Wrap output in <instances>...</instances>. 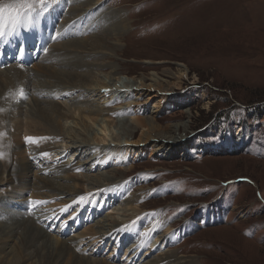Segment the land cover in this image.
I'll return each mask as SVG.
<instances>
[{
    "label": "rangeland",
    "instance_id": "rangeland-1",
    "mask_svg": "<svg viewBox=\"0 0 264 264\" xmlns=\"http://www.w3.org/2000/svg\"><path fill=\"white\" fill-rule=\"evenodd\" d=\"M59 1L61 0H0V37L17 34L19 26H22L25 37L33 34L34 30L39 31L35 18L27 22L23 15L28 10H32L34 15L52 11ZM101 3L102 9L110 10L109 12L115 10L117 13L113 21L115 23L108 21L103 26L101 24L102 27L99 26V29L94 28L95 30L91 26L92 35L85 37H89L87 39L90 42L89 46L93 47L95 44L97 47H105L99 54H106L84 61L118 64L115 71L116 76L120 78L118 82L120 85L127 79L157 73L174 87V93L177 94L175 105L166 106L156 114L155 119L160 126L181 125L176 129V135L183 139L179 149V154L182 152V155L149 158L148 153L137 155L135 151L134 154V150H130L134 149L131 144L128 149L125 144H119L121 149L115 151V155H110V169L130 167L120 181L122 187L120 193L125 200L132 194L138 196L137 201L133 203L138 206L136 210L141 211L136 212L140 215L135 219L143 216V221L159 224L160 231L168 229V235L172 236L170 246H165L163 251L155 248L153 252L146 253V245L141 247L142 256L150 253L157 256L170 251L181 260H186L182 264H264V0H102ZM70 5L64 18L74 16L72 4ZM78 16L80 17L74 20L82 19L83 28L85 24L83 17H86V13L81 12L74 17ZM124 21L127 22L126 29L121 27ZM118 25L123 35L118 30L114 31ZM95 35L101 36L100 40L104 39L102 45L96 44ZM76 36L78 35L71 34V37ZM68 37L70 36L63 38ZM72 39L79 37L70 40ZM80 48L79 44H75L72 49V54L76 50L73 58L78 61H82L79 54L100 51ZM37 61L25 67L31 68ZM36 72V68L31 71ZM6 73L13 75V81H17L18 70L13 73L7 70ZM15 87L10 88L11 95H14ZM20 89L18 97L23 93L22 87ZM126 89L121 88L117 93L110 94V100L107 102L109 105H106L114 108L122 106L126 109L123 111L120 107L116 114L104 117L106 118L104 124L108 126L97 133L102 139L97 138L101 141L98 145L102 147H108L111 138L124 140L127 137L135 141L142 132H145V127L136 126L133 120V117L138 115V106L143 109L142 102L132 91ZM130 92L132 93L126 98ZM79 94L80 91L75 93ZM116 94L118 96L125 94L124 99ZM60 95H55L56 99L53 101L62 106L61 110L67 112L66 106H69L67 116L77 114L78 110L72 103L80 102V105L85 98L79 95L80 98L78 96L71 100L64 98L65 95ZM114 96L118 102H113ZM7 97L1 98V103H6ZM14 99L16 100V96ZM22 100L18 103H22L24 109L32 103L30 95L23 96ZM133 102L140 103L134 106ZM46 104L42 102L40 105L45 107ZM146 114L148 113L142 110L140 115ZM40 115L43 117L44 114ZM16 117L15 123H19L21 129L18 130L16 124L11 125V122H8L11 120L7 118L5 133L7 136L3 147L6 154L3 151L0 154L7 157L8 154H12L9 162L13 164L12 167L20 168L18 160L22 162L26 156L17 150V146L22 141L25 142V136L27 138L32 136V139L35 138L34 141L37 138L42 139L41 145L43 142L51 144L48 140H55V137H52L53 134L38 136L36 131H48L38 120L32 121L21 115L19 117L21 121L18 122ZM69 121V118L64 117L57 120L53 127L58 128L61 125L66 127ZM131 126L135 127V132L126 134L125 129L128 131ZM239 132H242V135ZM45 138L48 140H44ZM15 139L19 142L16 143ZM54 143L60 146L61 155L65 153L62 159L64 161L68 159L73 164V157L71 158L70 151L66 150L65 141L59 140ZM227 143L232 146L228 152L225 151ZM36 144L39 143L36 141ZM203 147L207 148L206 151L201 149ZM25 153L31 160L34 158L32 154L30 155L29 148ZM33 171L31 170L30 174H35ZM20 182V178L15 177L11 185L18 188ZM9 186L0 184V192L5 193L3 194L5 196H0V212L3 210L7 194V199L12 197L15 201L16 198L20 200L22 197H17L20 194L18 189L11 190ZM31 189L32 187L24 192L22 198L26 201L34 200L37 203L35 206L42 210L38 208L37 211L46 216L45 221L51 222V216L57 218V211L61 210L59 205L67 202L51 198H34L35 189L34 191ZM107 189L106 187L101 189L103 192L99 191L101 193L99 196L106 203L101 206L103 212L119 218L123 212L113 208L118 207L121 201L118 203L114 201L116 204L109 207L108 201L103 199ZM91 190L84 191L87 192L84 194L87 198L79 196L71 203L79 205L81 200L94 202L96 196ZM17 202L6 208L7 213L21 212L28 215L30 205H25L26 209L24 206L19 208L14 204ZM101 204L102 202L99 203ZM130 204L119 206L125 207ZM82 207L86 208L89 205L84 203ZM33 211L34 209L31 210ZM47 211L50 215H46ZM54 212L56 214H53ZM89 224L91 223H85L76 233H82L83 227ZM144 230L139 225L137 228L139 234L136 233L135 236L145 237L141 233ZM20 232L22 231H18L11 238L5 237L3 242L8 245L7 251L17 250ZM48 232L58 235L56 231ZM72 235L73 233L65 237ZM154 236L152 234L151 241L157 238ZM92 242L93 240L87 245L83 242L77 245V249L72 251L75 256L67 249L56 252L48 245H43L40 240L36 246L33 245L24 251L28 252L30 257L19 261L15 256L3 257L0 253V264L119 263L106 261L104 257L108 251H102L101 243L96 245ZM84 245L87 247L86 250ZM159 245L162 247V243ZM110 246L112 248L113 245ZM88 247L89 249L92 247L91 250ZM123 249L125 247L121 251ZM90 251L99 255L96 257ZM116 257L118 260L119 256Z\"/></svg>",
    "mask_w": 264,
    "mask_h": 264
},
{
    "label": "bare ground",
    "instance_id": "bare-ground-1",
    "mask_svg": "<svg viewBox=\"0 0 264 264\" xmlns=\"http://www.w3.org/2000/svg\"><path fill=\"white\" fill-rule=\"evenodd\" d=\"M101 2L102 0H71V10L74 16L80 14L81 12L86 13V17H83L85 20L84 27L76 37H71V33L75 29L77 23L68 26L66 30V36H64H70L68 38H61L60 29L65 25L63 24V22L68 23L72 19L79 18L80 16L65 17L64 21L60 23L59 29H57L54 26L52 27V15L48 12L45 13L43 15V20L46 23V27L41 30L40 36L43 39H50L49 31L52 27L51 32L55 34L58 33L60 39L55 37V43H53L46 52H43V56L37 62H35L31 66V68L11 65L8 68L0 70V99L8 96L6 103L3 104L1 103L2 100L0 101V153L2 151H5V149L3 150V147L5 145L4 139H6L7 136L5 134L7 130L6 120L7 118L10 119L11 121L8 122H11V125L16 124V114H18V117H16V120L18 122L21 121L19 117H21V115H25L27 118L32 119V121L38 120L41 125L47 127L48 131H36L35 133L38 134V136L41 137L46 134H53L52 137H55V140H48L47 138H50L51 136H47V138H45L44 140L47 139L51 144L43 142V144L41 145L40 140L42 139L37 138L36 141L39 144H36V141H34L35 138L32 139V136L30 138H27L25 136V142L22 141V143L17 146V150H19L21 154H24V156H26L22 162L18 160V163L22 168H15L14 166L12 167L13 164L9 162L12 154H8V157L5 155V152L4 155L0 154V184L6 186L10 185L9 187L12 188L11 190L18 189V191H20V194L17 197H23V193L29 190L30 187H32L33 191L35 189V192L33 194L34 198L58 199L59 202L70 203L68 205H72L73 203L71 202H73L79 196L81 198L86 197L84 196V194H87V192L84 191L90 189H92L91 191L94 192L93 194L96 196L95 200L101 201L102 198L99 196L101 194L100 192H103L101 189L107 187L108 189L105 190L106 194L103 196V199H109L107 195L111 197L113 202H111V204L110 202H107L109 207L110 205L112 206V203H114V201H116L117 203L121 201L119 202V205H123L126 203L131 204L125 207L119 205L118 207H114L113 209L121 210L123 212V215H121V217L116 218L114 216H111L110 214H107L106 212H103L104 210L101 212V209L95 206V202L93 203L89 202L88 200L87 202L86 200H81V203L79 205L74 204V206L77 207L76 211L79 209H83L84 207L82 206L84 205V203H87L89 205V214H94L93 219L90 221L91 224L83 227V231L81 230L82 233L78 232L73 234V237L70 236L67 238L61 232H59L58 229L56 230V232L58 231V235L52 233L50 234V232H48L55 231L56 225L54 226V230L51 229L54 223L45 221L46 216L44 215V213L37 211L38 208L39 210H41L39 206L36 207L33 212L28 211L29 216L24 215V213L21 212L15 214L7 213L6 208L9 207L10 204H13V202H17L19 200L18 198H16L17 200L15 201L12 197L10 199H7V194L6 198L4 199L5 204L3 203L4 207H2L3 210L0 212V225L4 223L0 226V253L3 254V257H8L10 255L12 257L15 256V258H19L20 261L23 258L30 257L29 253H24V251H27L29 247L31 248V246L35 245L36 243L38 244V242L41 240V243H43V245H48L50 249L52 248L56 252L67 249L75 255V253H73L72 251L73 249H77V245L82 242L83 244L87 245L88 242L93 240V244H103L102 251H105V249L108 251L104 259L106 261L109 260L114 263L119 262L116 264H130V262H132V264H136L134 262H137V264H182L186 260H181L179 256H175V254L170 251L162 252V254L158 253L159 255L157 256L154 255V253L143 256L141 253H139L141 255H138L139 250H141L140 248L145 245L146 253L153 252L155 248L163 251L165 246H170L172 236L168 235V229L165 231H160L161 226L159 224H156L155 222H148L147 220L143 221V216H140L137 220L135 219L137 215H140L139 213L136 214V212L141 211L140 209L136 210L138 206L137 204L133 203L137 201L138 196L136 194H132L125 200L122 193H120L122 191L120 181L122 180V177L126 175L125 173L130 170V167L124 169L109 168V165H111L109 164L111 158L110 155H115L114 152H118V149H121V146H119V144H125V147L127 146V149L130 148L129 146L131 144L132 147L134 146V149L130 148V150H134V154L135 151H137V155L148 153L149 158L150 156H166L179 154V149L183 144V139L182 137L176 135V129H179L181 125L169 124L166 126H160L155 119L156 114L161 110H164L166 106L175 105V102L177 101L175 96H177V94L174 93V87L171 86L168 81L160 77L157 73H151L150 76H141L139 78L127 79L122 83V85H120L118 84L120 78L116 76L117 71H115V69L118 67V64H109L108 62L104 61L94 62L93 60L92 62L84 61V59H95V57L97 56L101 57L106 54H99L105 49V47H97L94 46L95 44H92L93 47L89 46L90 42L87 40L89 37H85L89 34L92 35V30H90L91 26H93V29H99V26L101 24L103 26L104 24L108 23V21H115L117 14L115 10H111V12H109L110 10L102 9ZM125 21L121 26L124 29L127 28V22ZM115 30H118V32L122 35L124 34L120 31L119 25L116 29H114V31ZM103 31L105 32V30ZM87 32L90 33L87 34ZM80 36H82L83 38H80ZM78 37L79 39L70 40L71 38ZM95 38L97 45L103 44L102 40L104 39L100 40L102 38L101 36L95 35ZM61 41L66 42L60 43ZM71 41H73V43ZM93 42H95V40ZM114 42L116 43L117 41ZM75 44H79L81 47L80 49L82 50L84 49L100 51L95 53H91L88 51L85 52V54H79L82 57V61H78L73 58L76 50L74 51V54H72V49ZM45 61L46 63L44 64ZM32 67L34 69H37L36 73H31L33 69ZM7 70H9L11 73L18 70L19 76L16 78L17 81H13V75L11 76L10 73H6ZM11 87H15L14 95H11L10 93ZM21 87L23 92L28 97L30 95L32 99V103H30V105L28 104L29 106L25 109L22 108V103H18L23 101V97H18V93L20 92ZM121 88H127L126 91H132L134 96H138L137 98L141 100L140 102H142L141 105L143 106L142 110L143 112L148 114H146V116L140 115L142 113V110L141 107L138 106V115L136 117H133V120L136 126L145 127V132H142V135L135 141L127 137H125L124 140H114L111 138L112 141L110 142L108 147H102L98 145V143L101 142L100 140L102 139L98 137L97 133L100 132L101 129L107 128L108 126V124H104L106 122V118L104 119V117H110V115L116 114V111L120 107L123 111L126 109V107L122 106L115 108L112 106L110 107L108 106L109 103H107L110 100V94H113L114 92L117 93ZM78 91H80L79 95L82 98H85V100H83V103L80 105V102H73L72 104L75 105L78 113L67 116V113L70 111V107L66 106L68 107V110L66 109L67 112L62 111V106H60L57 101H53L54 99H56V97L54 96L61 94L62 96L65 95L64 98L74 100L79 96L75 95V93H77ZM132 92L128 93L126 96L125 94H120V96L116 94V96L124 99L123 96L128 98ZM15 96L16 100L14 99ZM116 96H114L115 98L113 97V102H118V100L115 101ZM42 102H44L45 104L47 103L45 107L44 105H40L42 104ZM136 103L137 102H133V105L135 106ZM149 106L151 109L149 108ZM40 114H44L43 117ZM64 117L70 119L68 126L64 127V125H61V127L58 128L53 127L57 120L59 121ZM18 124H16V127L19 130V128L21 129V127ZM49 130L51 132H49ZM134 130L135 127L133 128L131 126L128 131L127 129H125L124 132L126 134L128 132L129 134H132L133 132H135ZM239 134L242 135V132H239ZM97 138H99L100 140H97ZM59 140L65 141L66 150H69L71 158L73 157V164L70 163L68 159H66L65 161L61 160L63 154L61 155V151H59L60 146L58 147V145L56 146V144L54 143ZM17 142L19 141L16 140V143ZM16 143L12 149L13 152L15 150ZM229 146L231 145H228L227 143V150H225L226 152L231 151L232 146ZM27 148L30 149V155L32 154V156L34 157L32 158V160L30 157H28L29 155L25 153ZM89 149H91V151ZM201 149L203 151H206L207 148L203 147ZM64 150L62 151L64 152ZM181 153L179 155L183 154ZM105 154L107 155L105 156ZM118 158L120 159L121 156H119ZM13 168L15 169L13 170ZM31 170H34L33 172L35 174H30ZM15 177H17L18 179L20 178L21 181L18 185V188H14V185H11ZM3 194L5 193L0 192V196H5ZM22 197L20 198L19 202L14 203L19 208L24 206V208L26 209L27 207L25 205L29 206L30 204L33 207L35 204H37L34 200L30 202L26 201L25 198L24 200ZM105 204L106 203L103 202L99 207H103V205ZM57 213H59V211H57ZM4 214L5 216H3ZM46 215H50L48 211L46 212ZM137 223L139 224L137 225ZM139 225H141V227L145 229L141 232L145 237L135 236L136 233L137 235L139 234L137 232V228ZM49 227L51 230L49 229ZM20 230L22 232H20L19 234L20 238L19 244H17V250L13 251L12 249L10 251H7L8 245L3 242L5 237L7 236L8 238H11ZM152 234L157 237L153 241H151ZM122 239H125L127 244L125 245V249H123V251L121 252V249H119V247H123L120 246L123 244ZM109 242H111V244H114L112 248ZM160 243H162V247L161 245H159ZM86 245H84L85 250L87 248ZM36 248L37 247H35L34 250ZM91 248L89 250H91ZM114 251L120 253L118 260L117 257H111ZM91 253L96 257L99 255L93 252ZM103 255H105V253ZM119 258H121V260H119Z\"/></svg>",
    "mask_w": 264,
    "mask_h": 264
}]
</instances>
